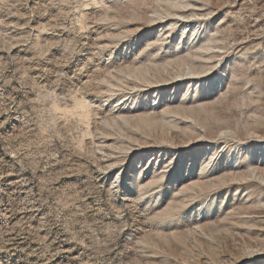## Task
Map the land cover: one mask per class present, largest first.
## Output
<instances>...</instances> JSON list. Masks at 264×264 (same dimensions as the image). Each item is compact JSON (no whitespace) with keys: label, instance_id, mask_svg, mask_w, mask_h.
<instances>
[{"label":"rangeland","instance_id":"obj_1","mask_svg":"<svg viewBox=\"0 0 264 264\" xmlns=\"http://www.w3.org/2000/svg\"><path fill=\"white\" fill-rule=\"evenodd\" d=\"M0 264H264V0H0Z\"/></svg>","mask_w":264,"mask_h":264}]
</instances>
